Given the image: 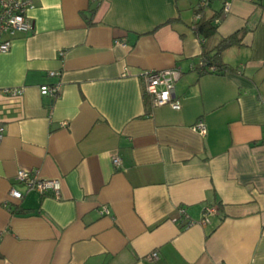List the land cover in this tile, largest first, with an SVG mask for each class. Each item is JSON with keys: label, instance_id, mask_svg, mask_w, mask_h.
Masks as SVG:
<instances>
[{"label": "crops", "instance_id": "crops-1", "mask_svg": "<svg viewBox=\"0 0 264 264\" xmlns=\"http://www.w3.org/2000/svg\"><path fill=\"white\" fill-rule=\"evenodd\" d=\"M27 15L0 53V264H264V1L33 0ZM236 32L226 69L201 71ZM171 68L180 107L152 106L142 74ZM20 168L59 196L26 193Z\"/></svg>", "mask_w": 264, "mask_h": 264}, {"label": "built area", "instance_id": "built-area-1", "mask_svg": "<svg viewBox=\"0 0 264 264\" xmlns=\"http://www.w3.org/2000/svg\"><path fill=\"white\" fill-rule=\"evenodd\" d=\"M212 0H197L198 8L207 7ZM264 1V0H261ZM33 7V0H0V53H5L10 49V39L19 32H31L33 30V21L27 15L28 9ZM228 11V3L224 2L222 13ZM219 18L214 21L217 22ZM121 46L125 43L118 41ZM59 56H62L63 51H60ZM204 65L202 61L201 66ZM209 71H216V66H206ZM58 72L49 71V76H56ZM181 72L178 68L164 69V70H149L142 74L143 91L150 98L152 106L169 105L173 109H179V102L174 96V84L180 76ZM40 94L56 98L60 94L59 83L43 84L39 87ZM3 93L11 97H19L22 94V88L13 87L3 90ZM193 130L200 134H205L206 126L204 122L199 119L193 125ZM4 137V126L0 123V142ZM113 165L118 168L120 166V159L118 156L112 157ZM15 180L24 185L25 192H36L40 195L51 193L58 197L60 191V182L58 179H44L39 177L35 172L28 169L20 168L15 173ZM9 196L15 199H21L24 196L19 190L10 189ZM183 214V211L180 209ZM217 212L216 206H206L202 212V221H206L210 215ZM101 213H108L104 209ZM193 223L189 220L186 225ZM152 258H157V253L152 252Z\"/></svg>", "mask_w": 264, "mask_h": 264}, {"label": "trees", "instance_id": "trees-1", "mask_svg": "<svg viewBox=\"0 0 264 264\" xmlns=\"http://www.w3.org/2000/svg\"><path fill=\"white\" fill-rule=\"evenodd\" d=\"M95 9H93L92 11H94ZM217 16H215L213 19H216ZM213 19L211 20H202L199 23H197V28L196 30L199 33H202L204 36H207L208 34H211L214 32L215 29V24L213 23ZM239 41L238 38V32L233 33L232 35L221 39V41L218 44L217 47V52L214 54H206L204 56V59L202 60L204 62V65L201 67V71L203 72H208V73H218L220 70H224L226 68H222L220 64L216 63L217 59H218V54L221 50L226 49L228 47H231L234 44H237V42ZM205 54V52H204ZM214 65L216 66V71H209L206 69V66H211ZM228 69V68H227ZM216 206V205H215ZM219 205L216 206V208L218 209Z\"/></svg>", "mask_w": 264, "mask_h": 264}]
</instances>
